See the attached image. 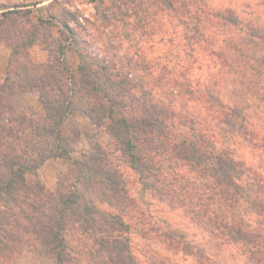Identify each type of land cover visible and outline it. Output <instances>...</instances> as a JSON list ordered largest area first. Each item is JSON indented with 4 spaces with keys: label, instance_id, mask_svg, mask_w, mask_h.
I'll list each match as a JSON object with an SVG mask.
<instances>
[{
    "label": "trees",
    "instance_id": "trees-1",
    "mask_svg": "<svg viewBox=\"0 0 264 264\" xmlns=\"http://www.w3.org/2000/svg\"><path fill=\"white\" fill-rule=\"evenodd\" d=\"M90 1L105 25L118 22L126 36L134 33L137 40L147 42L165 16L180 27L188 57L193 58L194 50L202 46L248 89L252 76L264 78V27L240 18L232 9H212L203 0ZM36 5L25 0H0V43L5 31L13 36L11 56L23 53L26 59L20 65L22 82L7 75L0 84V262H8L21 251V244L30 243L53 264H76L72 263L73 247L67 236L79 231L80 239L89 241L88 264H155L141 262L132 251L130 234H144L146 216L105 150L98 145L71 159V153L77 151L80 129L70 125L66 132L65 127L72 124L71 117L82 114L92 124L105 127L110 142L138 174L147 192L181 210L219 244L237 245L250 262L264 264V219L254 228L230 213L241 193L237 180L243 171L241 163L228 149L217 146L209 132L211 126L241 129L237 119L244 118L242 109L236 104L214 106L207 98H213V92L203 96L187 77H172L167 86L170 97H156L155 88L141 81L152 73L143 52L135 50V58L126 56L122 67L114 58L95 57L70 25L72 22L84 30L77 12L65 9V17L57 21L62 35L57 40L58 57L33 62L28 49L36 43L39 28L57 19L45 16L43 6ZM232 29L240 30L236 38L217 44L215 32ZM67 53L77 57L74 66L66 62ZM26 91L40 98L44 110L6 116L12 108L10 97ZM177 96L191 101L205 97L210 101L208 116L198 118L184 109L177 110ZM173 126L187 128L189 134H172ZM49 157L66 158L70 164L52 191L27 180V175H34ZM262 185L257 190L259 199H252L250 207L264 218ZM137 223L141 228L135 227ZM157 231L155 235L166 249L209 263L210 256L183 234L170 229Z\"/></svg>",
    "mask_w": 264,
    "mask_h": 264
},
{
    "label": "rangeland",
    "instance_id": "rangeland-1",
    "mask_svg": "<svg viewBox=\"0 0 264 264\" xmlns=\"http://www.w3.org/2000/svg\"><path fill=\"white\" fill-rule=\"evenodd\" d=\"M3 1L10 2L12 0ZM25 1L30 2L29 0ZM52 1L49 0L42 7L41 12L45 16L51 14L57 19L54 18L51 20V24L45 23L39 28L36 43L28 49L29 57L33 62L45 63L49 60H56L58 57L57 40L62 35L59 32L57 21L65 17L62 12L65 9L71 13L77 12V20L85 27L84 30L82 31L72 22L70 25L76 28L83 46L95 57L104 60L114 58L118 66L122 67L126 62L124 59L126 56L135 58V50L143 52L152 73L151 76L143 77L141 81L147 86L155 88L156 97L163 100L170 97L167 93V88H169L167 86L172 82V77L180 79L187 77L191 86L196 91L202 92L203 96L213 92V98L209 96L207 98L212 101L214 106L236 104L242 109L245 116L243 119H237V126H243L241 129H225L209 125L211 126L209 132L214 134L217 146L228 149L243 168L237 179L241 190L239 200L230 213L250 227L258 228L259 221L264 218L252 210L250 202L254 198L259 199L257 197L259 184L264 186V78L258 75L252 76L248 89L242 86L239 78L232 75L227 66H222L202 46L194 50L193 58L188 57L183 51L180 27H175L165 16L160 18V27H157L159 29L154 31L149 40L141 42L137 40L139 37L136 35L137 38L134 33L126 36L118 22L105 25L96 15L94 3L90 0ZM203 1L212 9H232L240 18L251 19L254 23L264 27V0ZM239 33V29L215 32L217 44L221 45L224 40L236 38ZM12 37L6 35L5 31L2 34L0 48L7 50L8 56L4 77L0 84L3 83L7 75L12 81H23L20 65L26 59L23 57V53L11 56ZM65 56L66 62L71 66L77 63V57L74 54L67 53ZM175 100L177 110L184 109L198 118L208 116L207 105L210 101H205V97L202 101H191L187 100L186 96H177ZM8 102L12 108L7 109L5 115L10 117L27 111L40 114L44 110L40 98L31 91L13 95ZM70 122L72 124L65 127L66 132L71 127L70 125L80 129L75 143L77 151L71 153V159L79 158L81 150H94L100 145L105 150L108 160L122 173L129 195L136 200L140 210L145 213L144 234L136 232L130 234L132 251L141 262H154L155 264H255L248 260L247 255L242 253L239 246L219 244V241L211 239L202 228L190 222L181 210L170 208L152 196L149 191L147 192L143 188L138 174L123 162L110 142L104 126L92 124L82 114L71 117ZM170 132L177 136L189 134L187 128L174 126L171 127ZM69 169L68 159L49 157L40 165L34 175H27V180L29 182L37 181L46 190L52 191L56 188L58 178ZM99 207L109 210L106 205H99ZM110 211L116 212L111 209ZM137 226L141 228L138 223L135 227ZM156 228L157 230L170 229L175 233L183 234L194 247L202 249L210 256L209 263L206 260L201 261L193 255L166 249L155 235ZM262 231L264 234V229ZM80 236L79 231L67 236L69 246L73 247V251L70 252L74 257L72 263L88 264L89 241L80 239ZM20 248L21 251L14 254L8 262H0V264H53L51 258L42 254L37 247L35 248L30 243L21 244Z\"/></svg>",
    "mask_w": 264,
    "mask_h": 264
},
{
    "label": "crops",
    "instance_id": "crops-1",
    "mask_svg": "<svg viewBox=\"0 0 264 264\" xmlns=\"http://www.w3.org/2000/svg\"><path fill=\"white\" fill-rule=\"evenodd\" d=\"M30 3H37L36 7H41L46 5L49 0H29ZM7 50H3L2 47L0 48V81H2L4 77V72H5V66H6V59H7Z\"/></svg>",
    "mask_w": 264,
    "mask_h": 264
}]
</instances>
